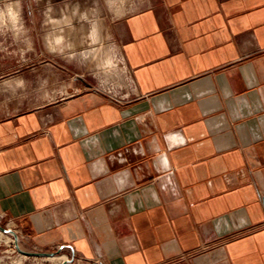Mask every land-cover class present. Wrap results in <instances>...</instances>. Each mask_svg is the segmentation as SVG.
I'll return each mask as SVG.
<instances>
[{"label":"crops","instance_id":"0c3cea01","mask_svg":"<svg viewBox=\"0 0 264 264\" xmlns=\"http://www.w3.org/2000/svg\"><path fill=\"white\" fill-rule=\"evenodd\" d=\"M114 32L131 99L0 119V220L71 264H264V0H151Z\"/></svg>","mask_w":264,"mask_h":264},{"label":"rangeland","instance_id":"374dc122","mask_svg":"<svg viewBox=\"0 0 264 264\" xmlns=\"http://www.w3.org/2000/svg\"><path fill=\"white\" fill-rule=\"evenodd\" d=\"M150 1L0 0V119L82 92L131 99L136 82L114 30ZM18 235L24 250L58 249H34ZM64 258L24 255L0 230V264H63Z\"/></svg>","mask_w":264,"mask_h":264},{"label":"water","instance_id":"95a60500","mask_svg":"<svg viewBox=\"0 0 264 264\" xmlns=\"http://www.w3.org/2000/svg\"><path fill=\"white\" fill-rule=\"evenodd\" d=\"M0 230L6 234H10L14 237L15 239V246L18 249V251L24 255H28V256H37V257H44V256H50V257H54L56 255H59L61 253V251L65 248L68 247V245H63L60 248H58L56 251H51V252H44V251H33V250H24L20 247L19 245V235L17 233V231L13 228H10L8 226H3L0 224ZM73 249V248H72ZM74 254H72L71 258H67L66 260H64L63 264H71L74 261Z\"/></svg>","mask_w":264,"mask_h":264},{"label":"built area","instance_id":"2783aa9c","mask_svg":"<svg viewBox=\"0 0 264 264\" xmlns=\"http://www.w3.org/2000/svg\"><path fill=\"white\" fill-rule=\"evenodd\" d=\"M124 60V59H123ZM122 64L123 65H126V63H125V60L124 61H122ZM124 68H125V66H124ZM106 96H108L109 98H111V101H116V102H118V103H122V102H125V101H127V100H129V98H124V97H122V96H116V95H112V96H109V95H106ZM114 99V100H113Z\"/></svg>","mask_w":264,"mask_h":264},{"label":"bare ground","instance_id":"6f19581e","mask_svg":"<svg viewBox=\"0 0 264 264\" xmlns=\"http://www.w3.org/2000/svg\"><path fill=\"white\" fill-rule=\"evenodd\" d=\"M48 38H49V37H48ZM49 43H50V42H49ZM66 259H67V258H66ZM66 259H65V260H66Z\"/></svg>","mask_w":264,"mask_h":264}]
</instances>
